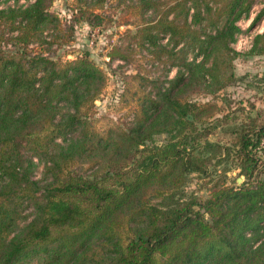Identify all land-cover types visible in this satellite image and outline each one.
Returning <instances> with one entry per match:
<instances>
[{
  "label": "trees",
  "instance_id": "1",
  "mask_svg": "<svg viewBox=\"0 0 264 264\" xmlns=\"http://www.w3.org/2000/svg\"><path fill=\"white\" fill-rule=\"evenodd\" d=\"M76 1L90 24L108 18L112 0ZM255 1L122 0L139 16L130 35L146 66L176 72L120 75L115 102L99 113L95 101L116 74L86 53L56 55L69 22L53 0H0V41L14 45H0V264L34 253L36 264H264V108L222 145L200 125L210 103L180 96L192 79L203 94L223 86L228 61L205 60L231 50ZM125 50L107 54L124 61ZM121 110L127 125L114 116ZM220 150L233 151L244 180L216 184L204 199L186 195L188 174L206 173ZM33 157L44 161L43 182Z\"/></svg>",
  "mask_w": 264,
  "mask_h": 264
},
{
  "label": "rangeland",
  "instance_id": "2",
  "mask_svg": "<svg viewBox=\"0 0 264 264\" xmlns=\"http://www.w3.org/2000/svg\"><path fill=\"white\" fill-rule=\"evenodd\" d=\"M32 1L4 0L2 6L27 4ZM121 1L112 0L106 11L108 18H104L101 23L94 25L86 20V14H81L79 10L81 5L76 0H53L49 7L50 10L57 11L66 22H69L65 24L66 40L64 39L61 46L56 49V55L74 58L86 53L90 59L105 70L116 74L115 76L109 73L107 87L95 101V108L99 113L111 108L115 102L114 98L121 87L120 81H118L120 75L134 73L135 69L140 68L143 74L151 75V78L163 79L164 77H173L176 72V68H172L167 71L168 76H166V71L162 69L161 64L158 66L147 64L146 66L144 58L140 57L137 52L138 47L130 35L135 31V27L131 23H135L139 16L135 15V10L132 8L124 11L125 9L123 10L120 6L122 5ZM263 6L264 0H256L248 14L237 21L239 31L231 42L232 48L229 52L226 50L213 52L205 60L204 67L210 65L213 56L218 55L217 59L221 62L227 63L228 61L229 66H226V69H224L223 63L220 64L223 86L214 93L203 94L196 81L192 79L188 80L190 83L184 87L183 93L180 94L182 97L187 95L204 103H210L209 105L204 104L205 109L199 114V117L204 121L200 125L209 127L208 139L210 141L227 145L231 137V130L245 122L247 113L255 114L257 109L264 108V36L257 40V46L261 49H253L257 34L263 35L264 16L259 19L255 18ZM0 42L1 48H14L10 39ZM114 45L126 48V60L111 59L108 56V50ZM53 47H55V43ZM139 64L141 66H138ZM129 80H131L130 87L136 83V79ZM149 85L153 86L151 89H156L153 83H149ZM133 90L134 87H132ZM124 112L125 110H121L114 116H121L122 122L127 125L131 122V117ZM105 122H107L106 119H103L99 125H103ZM165 137L164 133L158 134L155 136V140L160 142ZM58 140L61 142L60 139ZM231 152L233 151H230L228 155L227 150L217 152L221 153L220 156L209 161L206 173H189L183 186L186 195L192 194L204 199L209 195L211 187L216 184H238L244 180L245 177L240 173V167ZM258 153L264 152L260 149ZM33 160L35 163L33 177L43 182L44 161L37 157H33ZM238 177H241V180H238ZM32 212L31 206H28L24 211L28 216H31ZM40 259V254H30L26 257L24 264H36Z\"/></svg>",
  "mask_w": 264,
  "mask_h": 264
},
{
  "label": "water",
  "instance_id": "3",
  "mask_svg": "<svg viewBox=\"0 0 264 264\" xmlns=\"http://www.w3.org/2000/svg\"><path fill=\"white\" fill-rule=\"evenodd\" d=\"M238 180H241V177H238Z\"/></svg>",
  "mask_w": 264,
  "mask_h": 264
}]
</instances>
